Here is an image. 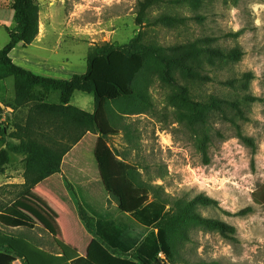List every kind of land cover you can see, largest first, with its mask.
<instances>
[{"label":"rangeland","instance_id":"obj_1","mask_svg":"<svg viewBox=\"0 0 264 264\" xmlns=\"http://www.w3.org/2000/svg\"><path fill=\"white\" fill-rule=\"evenodd\" d=\"M139 1L34 0L39 7V35L32 45H19L12 59L37 75L70 79L86 73L88 55L96 45L122 46L140 33L144 44L166 54L173 47L186 51L207 44L224 51L240 49L244 56L237 63L210 65L206 58L200 64L183 59L210 81H191L176 68L157 65L142 82L148 103L135 113H126L115 103L119 94L114 88L99 84V95L110 100L117 132L106 139L108 146L134 166L136 186L147 189L152 198L164 200L175 214L183 212L177 204L185 206L199 195L207 196L215 204L196 205L191 211L236 229L223 235L200 222H184L183 233L176 238L173 264H264V0H202L198 8L191 0H163L149 10L142 25L137 23ZM14 2L0 0V50L16 27ZM162 16L183 23H155ZM211 38L216 41L208 42ZM100 65L96 63V72ZM184 89L190 103L181 99ZM37 98L59 102L57 94L35 90L18 106L14 78L5 72L0 76V130L5 132L0 138V163L7 159L0 173V206L17 193L10 186L24 183L25 157L11 150L16 141L9 135L16 123L25 122ZM214 99L237 104L244 117L225 106L224 110L205 111L202 119L201 106H209ZM71 104L94 111L93 97L81 92L75 93ZM91 136L96 135L91 134L66 158L61 174L64 187H68L67 176L76 179L74 169L97 182L90 171L94 165ZM67 192L78 208L75 192ZM100 192L102 187L96 183L87 195L99 202ZM106 204L117 205L113 198ZM249 207L251 213L238 215ZM2 213L35 226L34 231L9 229L11 234L53 251V237L41 224L79 252L86 250L88 233L77 213L73 215L47 183Z\"/></svg>","mask_w":264,"mask_h":264},{"label":"trees","instance_id":"obj_2","mask_svg":"<svg viewBox=\"0 0 264 264\" xmlns=\"http://www.w3.org/2000/svg\"><path fill=\"white\" fill-rule=\"evenodd\" d=\"M161 1H139L138 25L143 24L149 10ZM201 2L191 0L194 8H198ZM13 10L16 27L10 33L9 42L0 50V76L5 72L14 78L18 106L23 105L35 90H41L46 95L57 94L59 102L51 104L37 98L25 122L16 123L9 135L16 141L11 150L25 157V170L24 183L10 186L18 189L14 198L0 206V264H13L16 259L23 264H173L176 238L183 233L184 222H200L223 235L235 233L234 227L219 220L204 219L191 211L196 205L215 204L207 196L199 195L185 206L176 202L183 212L175 214L171 213L164 200L152 198L147 189L135 185L132 178L134 166L120 159L106 141L117 132L111 118L110 100L99 95V84L114 88L119 94L115 103L126 113H135L141 104L148 103L142 82L157 65L176 68L191 81H210L209 77L195 71L194 66L183 59L197 60L200 64L206 58L210 65L237 63L242 60L243 52L238 48L224 51L207 44L206 47L192 46L186 51L173 47L166 54L160 48L144 44L140 33L122 46L111 43L96 45L88 55L87 70L83 75L75 74L70 79L46 77L17 65L10 57L19 45H32L39 35V7L34 0H15ZM156 21L167 26L183 23L170 16H162ZM207 41L215 42L216 39ZM96 63H101L97 72ZM77 92L93 97V113L71 104ZM186 94L184 89L181 99L190 103ZM225 106L244 117L237 104L219 99L212 100L209 106H201L199 114L204 119L205 111L224 110ZM4 133L0 130V138ZM91 134L96 136H91L94 165L90 171L103 190L99 202L87 195V190L96 185L90 174L83 175L74 169L76 179L67 176L68 187L63 186L61 177L66 158ZM239 137L254 147V143L241 132ZM203 146L206 155V144ZM6 163L4 157L0 173ZM43 183L56 190L61 203L67 205L73 215L77 213L83 229L88 233L84 253L57 238H53L55 250L50 251L26 237L9 232V229L35 230L32 223L2 212ZM67 190L75 192L77 212ZM109 198H113L117 205L108 207ZM252 211L253 208L249 207L238 215L244 216Z\"/></svg>","mask_w":264,"mask_h":264},{"label":"crops","instance_id":"obj_3","mask_svg":"<svg viewBox=\"0 0 264 264\" xmlns=\"http://www.w3.org/2000/svg\"><path fill=\"white\" fill-rule=\"evenodd\" d=\"M18 51V49L16 48V49H14L11 53H10V57L12 58V55H14V53H16ZM40 186V185H39ZM38 187V186H37ZM35 189V188H34ZM32 191V190H31ZM30 191V192H31ZM29 192V193H30ZM27 195V194H26ZM25 195V196H26ZM23 198V197H22ZM21 198V199H22ZM70 200L72 201V204L74 203L73 202V199L70 197ZM18 201V200H17ZM16 201V202H17ZM64 206H65V204H64ZM73 206H74V204H73ZM74 208H75V211L77 212V208H76V204H75V206H74ZM39 227L40 228H42V229H44L45 231H47V232H49V234L51 235V237H53V238H57L58 240H60V241H62V242H64V243H66V244H68L67 242H65V241H63V240H61L60 239V237H59V234H57L56 232H54V231H52V230H50L48 227H46V226H44V225H41V224H39ZM74 248V247H73ZM75 249V248H74ZM77 250V249H76ZM78 251V250H77Z\"/></svg>","mask_w":264,"mask_h":264},{"label":"built area","instance_id":"obj_4","mask_svg":"<svg viewBox=\"0 0 264 264\" xmlns=\"http://www.w3.org/2000/svg\"><path fill=\"white\" fill-rule=\"evenodd\" d=\"M13 264H23V262L20 259H16Z\"/></svg>","mask_w":264,"mask_h":264}]
</instances>
